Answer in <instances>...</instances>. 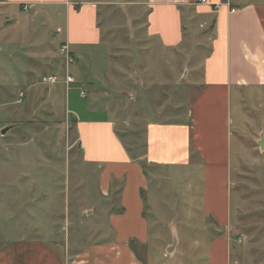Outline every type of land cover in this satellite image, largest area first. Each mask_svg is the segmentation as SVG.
Returning <instances> with one entry per match:
<instances>
[{
  "label": "crops",
  "instance_id": "obj_1",
  "mask_svg": "<svg viewBox=\"0 0 264 264\" xmlns=\"http://www.w3.org/2000/svg\"><path fill=\"white\" fill-rule=\"evenodd\" d=\"M101 4L98 0H0L8 16L9 8L18 7L20 14L33 12V22L38 18L46 23L63 19L64 26L57 32H64L65 39L57 53L45 50L41 63L51 72L49 76L58 77L65 68L62 83L67 87L69 103L73 102L67 123L75 127L83 162L98 169L102 197L108 199L114 194L120 203L118 211L107 215L111 238L73 253L40 237H0V264H232L233 150L238 155L246 149L243 142L250 135L249 120L262 117L253 115L247 105L252 99L264 102V0L140 3L147 11L145 37L155 40L161 53L171 57L159 68L163 75L172 77L164 85L185 83L190 102L187 116L176 121L161 119V111L159 120L149 121L150 111L146 110L141 159L132 155L120 136V114L105 90L107 84L89 73H93L94 65L95 69L102 68L93 62L104 45ZM25 6L31 9L26 11ZM197 19V29L202 30L194 29ZM11 24L19 25L20 20ZM62 45L68 46L72 64L68 65L66 56L60 53ZM56 59L62 62L58 66ZM179 59L197 63L189 71L181 62H172ZM107 66L110 69L111 64ZM68 75L75 83L66 82ZM127 96L128 102L136 101L138 92ZM262 126L260 121L252 136L261 133ZM147 169L154 170L153 178ZM170 181L177 190L173 187L166 191L164 186ZM154 182H158L156 188ZM180 186L189 189L190 204L197 210L189 206L186 213L196 214V220L179 221L185 214L179 202L186 197L179 192ZM162 190L159 198H165V206H172L168 215L161 214L167 216L163 217L165 222L159 221L160 209L156 208L157 193ZM181 229L189 231L188 244L198 250L144 254L155 244L156 231ZM177 238L174 236L175 244H166L168 249L178 251Z\"/></svg>",
  "mask_w": 264,
  "mask_h": 264
},
{
  "label": "rangeland",
  "instance_id": "obj_2",
  "mask_svg": "<svg viewBox=\"0 0 264 264\" xmlns=\"http://www.w3.org/2000/svg\"><path fill=\"white\" fill-rule=\"evenodd\" d=\"M98 1L102 3L104 45L93 62L96 67L108 64L111 67L102 70L95 69L94 65L93 73H89L107 84L105 90L116 101L113 104L120 114V136L132 155L141 159L145 152L146 110L150 111L149 121L159 120L160 111L161 119H184L190 109L186 97L188 89L185 83L174 87L164 85L172 77L163 75L159 68L171 57L161 53L155 40L145 37L147 11L140 5L144 0ZM4 9L0 7V237L11 240L40 237L75 253L111 238L107 215L118 211L119 198L114 194L103 198L98 169L83 162L75 127L67 123V112L73 102L69 103L67 87L62 83L65 68L56 84L43 81L51 72L41 63L42 56L45 50L57 53L65 39L64 32H57L64 26L63 19L46 23L38 18L33 22V12L20 14L18 7H11L8 16ZM19 16L25 18L22 20ZM16 19L20 24L13 27L11 22ZM194 21V29L199 28L198 19ZM172 62H181L189 71L197 63L194 59ZM61 63L56 59L57 66ZM135 91L137 100L128 102V93ZM247 106L253 115L262 117L257 121L249 120L250 137L243 142L246 149L238 155L233 150L232 264H264V126L261 133L252 136L260 127V121L264 123V102L252 99ZM3 130H7L5 134ZM147 172L154 177V170L147 169ZM169 183L164 186L166 191L177 190L172 181ZM157 185L158 182H154L153 188ZM178 190L186 195L179 202L185 212L180 223L188 218L196 220V214L194 217L186 213L189 206L197 210L190 204L189 189L180 186ZM162 193L163 190L157 193L156 208L160 209L159 221L165 222L163 217H167L172 206H165V198H159ZM150 207L148 212L152 210ZM178 231H156L155 244L144 254L198 250L188 244L189 231ZM176 235L178 240L180 238L177 252L166 246L175 244Z\"/></svg>",
  "mask_w": 264,
  "mask_h": 264
},
{
  "label": "built area",
  "instance_id": "obj_3",
  "mask_svg": "<svg viewBox=\"0 0 264 264\" xmlns=\"http://www.w3.org/2000/svg\"><path fill=\"white\" fill-rule=\"evenodd\" d=\"M31 9V6H25L24 10L28 11ZM60 53L64 54L66 56V60H67V64H72L74 62L73 57L71 56L70 52H69V48L67 45H62L60 48ZM44 82H49L51 84H56L58 82V77L56 75L53 76H49V77H44L43 78ZM66 82L68 84H72L75 83V79L73 77H71L70 75H68L66 77Z\"/></svg>",
  "mask_w": 264,
  "mask_h": 264
},
{
  "label": "water",
  "instance_id": "obj_4",
  "mask_svg": "<svg viewBox=\"0 0 264 264\" xmlns=\"http://www.w3.org/2000/svg\"><path fill=\"white\" fill-rule=\"evenodd\" d=\"M6 131H7V130H3V132H2V133H3V134H5V133H6ZM261 145L263 146V144H262V143H261Z\"/></svg>",
  "mask_w": 264,
  "mask_h": 264
}]
</instances>
